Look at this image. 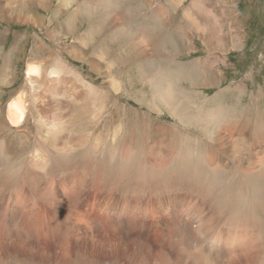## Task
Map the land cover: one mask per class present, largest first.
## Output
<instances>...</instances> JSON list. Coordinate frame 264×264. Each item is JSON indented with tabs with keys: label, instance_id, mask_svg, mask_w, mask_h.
<instances>
[{
	"label": "rangeland",
	"instance_id": "1",
	"mask_svg": "<svg viewBox=\"0 0 264 264\" xmlns=\"http://www.w3.org/2000/svg\"><path fill=\"white\" fill-rule=\"evenodd\" d=\"M81 1L86 5L71 3L67 12L53 19L59 7L58 0H50L51 5L47 10L39 5L38 0H0V71L3 72H0V77L7 70L13 80L10 85L0 83V109L5 108L6 111L9 101L21 93H25L24 101L30 107L25 121L19 127L9 125L5 129L9 132H0V143L5 141L8 144L7 155L4 148L0 149V173L7 166L12 170L10 175L14 176L0 180V263L202 264L203 254L195 255L197 259L190 256L196 243H199L193 232V224L197 221L188 214V209L198 204L197 193L194 191L191 194L186 190V184L193 185L192 181H186V187H177L172 184V180L157 182L149 180V175L145 178L130 174L132 183L126 185V194L120 195L114 190L121 193L122 184L114 183L111 187L104 185L105 179H110L105 176L109 171L104 169L103 161H107L109 167L121 159L147 163L156 158L154 154L160 158L166 155V161H171L178 154L177 149L182 142L174 143L173 132L178 130L181 134L185 126L180 117L175 118L162 103L152 101L150 87L153 81L139 75L140 61L134 53L135 47L132 45L131 48L130 44L125 45L116 39L112 41L110 27L102 26L104 21L99 15L92 18L85 15L89 5L97 3L100 6L102 0ZM22 2L26 6V13L33 16V22L16 23L14 19H9L12 16L8 12H4V4L16 8ZM170 2L119 0L116 13L113 12L119 22L117 25L123 22L126 25L124 37L130 30V36L137 46L142 42V47L153 55L156 62H160L156 66L162 65L163 70L168 67L176 69L180 80L177 78V83L185 91L182 93L185 99L177 100L180 103L185 101L183 105L186 108L189 105V112L194 113L198 108L216 109L220 105L231 110L230 117L234 124L245 119L252 121L254 118L258 121L254 126L253 122L248 124L250 128L244 129L245 132L257 133L264 129V0H182L183 6L176 10L170 7ZM192 3L196 4L194 15L197 17L206 11L207 20L216 31L222 32L218 35L219 40L227 38L229 42L237 32L228 27L218 29L216 24L220 17L226 15V9L232 6L234 14L229 15V19L240 26L239 31L244 39L243 50L224 53L213 47L214 50L210 52L207 44L198 38L195 30L184 19V9ZM70 22L77 26L72 35L65 30ZM93 28L100 32L93 41H88L83 35ZM168 37L175 38L177 43L174 39L168 42ZM80 38L84 39L83 46ZM73 51L79 55H73ZM7 57H10L8 66ZM31 65L42 66L38 67L41 69L40 77L33 78L32 74L30 77L32 81H39L35 83L37 86L29 83L30 79L27 78L26 73ZM55 65L63 66L65 71L60 76H49L48 72ZM181 68L184 71L190 68L197 73L193 78L196 79L194 83L183 76L180 78ZM207 69L215 72L216 77L211 78L222 80L219 85L208 83ZM216 69L220 72L216 73ZM201 77L208 84L201 82ZM238 84L245 86V94L238 95L233 90ZM150 107H156L161 113ZM6 119H11L7 111L3 121L7 122ZM49 122H53L52 128ZM60 123L65 124L61 126ZM157 126H164V133H155ZM53 128L57 129L53 137L55 144H52L49 133ZM185 129L189 131L184 134L192 139L190 142L211 138L196 123ZM23 134L30 140L20 146L14 138ZM226 135L227 139L220 138V150L237 159L240 171L247 170L250 168L248 155L242 158L236 153L228 141L231 138L229 132ZM46 139H49L47 145ZM214 139L211 138L212 141ZM159 142L165 143L163 147L160 145L165 152H150L152 145ZM94 144L98 146L95 151L92 150ZM55 153L70 154L74 159L61 170ZM110 153L115 155L111 161L108 160ZM225 159L228 160V157L222 158L223 161ZM161 160L165 161L163 158ZM223 167L226 172V165ZM28 169L36 171L41 181L37 183V175L29 177ZM126 169L123 168V172ZM229 176L223 174L225 180ZM141 183L146 185L138 186ZM161 183H166V186L171 184L170 191L161 188ZM221 183L225 186L224 180ZM176 188L180 189L177 193L182 202L175 204L170 199L176 194ZM108 205L113 208L110 206L111 211L104 213ZM241 222L243 231L248 230L245 234L242 231L243 234H239L241 237L237 235V241L259 247L258 241L253 239L254 229L250 230V226ZM221 232L224 236L223 230ZM229 237L224 236V253L247 250H241L240 246L230 249L229 244L235 238ZM199 244L212 251L201 242ZM212 252L222 254L218 248Z\"/></svg>",
	"mask_w": 264,
	"mask_h": 264
},
{
	"label": "bare ground",
	"instance_id": "2",
	"mask_svg": "<svg viewBox=\"0 0 264 264\" xmlns=\"http://www.w3.org/2000/svg\"><path fill=\"white\" fill-rule=\"evenodd\" d=\"M35 1H37V0H35ZM58 1H59V3H58L59 7H58V10L56 11L55 17L54 16H53L54 18L52 17L53 19H57L58 18L57 16L61 15L64 12H67V9H69L68 6H70L71 3L72 4L76 3L77 5H79L81 3L82 6L86 5L81 0H58ZM118 1L119 0H102V2H101L102 5H100V6H99V4L97 5V3H95L94 6L89 5V7H87V9L85 10V15H87V17H89V18H92L95 15H99L100 18H102L104 21L102 26H106L108 28L110 27V30L112 33L110 38H112V41L116 39L120 42L122 41L125 45L130 44L131 48H132V45L135 47L133 49L134 53L137 54L136 55L137 59H138V61H140L138 64V69H139V73H140L139 75L143 76L145 78V80L153 81L152 87H150L152 89V98H153L152 101L162 103L167 108V110L168 109L170 110V111L169 110L168 111L171 114H173L175 118H176V116H179L182 124L185 127H184V129H182V132L183 131L184 132L181 134L178 130H175L173 132L172 138L174 139V143H177L178 141H182V142H181L180 148L177 149L178 154L176 153L175 157L173 156L171 161H169V162H168V160L166 161L167 156L164 153L163 154L166 157L162 156L160 158L156 154H154V157H156V158H154L153 161L147 162V163L135 162V160H134V162H128L124 159H121V160H118L117 162L112 163L111 166L109 167L107 165L108 162L103 161L104 169L106 171H109V172H107V175L105 173L104 174H105V176H107V178L110 179V181H107L105 179L104 185H106L107 187L108 186L111 187L112 185H114V183L122 184L121 185V187H122L121 193L117 192V190H114L116 193H118L120 195V194H126V191L128 189V187L126 185L132 183V179H131L130 174H132L133 176H136V177H145L146 175H149V177H150V179L148 178L149 180L157 181V182H168L169 180H172V184L174 186H177V187L178 186L184 187L185 186L184 184L186 183V181H192L194 186L193 185L189 186L188 184H186L187 189L186 188L185 189L187 191H190L189 193H191V194L196 192L197 193L196 195L198 196V204L195 206H192L188 209V214L190 216L194 217V219L197 221V223L195 222L193 224V225H195L193 232L197 236L199 243L201 242L207 248L212 249V251L215 250L216 248H218L219 251H222V254H218L217 252H212V251L206 250L199 243H196L195 249L193 252H192L193 248H191L192 253L190 256L196 258L197 256H195V255H198V253L203 254V257H202L203 262L200 261V262H202V264H264V129H261L257 133L245 132L244 129L250 128V127H248V124L251 125V122H253L252 126H254V125L258 124V121L255 120L254 118L253 119L251 118L252 121L250 119H247V120L245 119V120H242V121L234 124L233 120L230 117L231 110L228 108L222 107L220 105L216 109H199L198 108V109H195L196 112H194V113L189 112L187 110V109H189L188 108L189 105L186 108V106L183 105L185 103V101H181L182 103H180L177 100V98H183L182 93H184L185 91L183 92L180 88V85H178V83H177L179 78L177 77L176 69L168 67V68H166V70H163L161 68L162 65L161 66L159 65L160 67L156 66L160 62L159 63L156 62L155 61L156 59L153 58V55L149 54L150 52H148V50L145 47H142L143 45L141 44L142 43L141 41H140L141 43L139 42L140 44H138V46H137V43L135 42L134 38L132 36H130L131 35L130 30H127V37H124L123 34L125 33L126 25L124 24V22H123V24L117 25L119 22H118V19L116 18V15L114 14V12L116 13ZM38 3L41 7L46 9V8H48V6L50 4V0H38ZM182 3H184V2H182V0H171L170 7L173 8V10L174 9L175 10L180 9L183 6ZM19 5H20L19 7L14 8L10 4H8V5L4 4V6H3V9L5 10L4 12L5 13L8 12L9 16H12V17H9V19L10 20L14 19V21L16 23L17 22L18 23L23 22V24H24V22H27V23L33 22L34 18L32 19L31 17H33V16H31L28 13L30 15L29 16L26 13V10H25L26 6H24V3L22 2ZM195 9H196L195 3H192L189 8H185L184 12H183L184 19L187 21V23H189L191 25V28L195 30L198 38L201 39L205 44H207L208 50L210 52L212 50H214V48L218 52H224V53H229L230 50H235V51L243 50L244 39H243L242 32L239 31L240 26L238 25V23L236 21L229 19V17H230L229 15L232 16L234 14L232 6H229L226 9V15H223L222 17H220L219 18L220 21L217 22V24L215 23L218 29H221L223 27H228L229 30H232L234 28L233 32H237V34H235L233 36V39L231 41L232 44H231V42H229L227 40V38H225V36H224L225 39L219 40L218 35H219V33L222 34V32L220 30L216 31V29H214V27H213V24H211V22L209 20H207V16H205L206 11H205V13H202V15L200 14L199 16L196 17L193 13V11ZM79 11L80 10H78L77 12H79ZM130 11L133 12V10H130ZM221 12H223V11H221ZM224 12H225V10H224ZM25 13H26V15H25ZM75 16H76V14L73 17H75ZM124 16H126V15H124ZM126 17H128V16H126ZM233 18H235V16ZM74 19L76 20L77 18H74ZM79 19H82V17ZM39 21H41V20H39ZM158 23H159V21H158ZM231 23L233 25L228 26ZM67 24L68 25L65 29V30H67V33L69 35L74 34L72 32H76L77 29H75V27H77V26L75 24L72 25V22L67 23ZM138 26H140V25H138ZM101 29H102V27H101ZM99 32H100L99 30H96L93 28L91 31L84 34L83 37L84 38L86 37V39L88 41L89 40L93 41L95 35L99 34ZM146 32L148 34V31H146ZM117 36L119 38H117ZM221 36H223V35H221ZM80 39H82V38H80ZM173 39L175 40V43H177V40L175 38H172V37H170V38L168 37L167 41L172 42ZM83 40L84 39L81 40V43L84 42ZM193 42H194V39H193ZM178 45H180V44H178ZM82 46H83V43H82ZM227 46L229 48L225 49V47H227ZM178 48H179V46H178ZM15 50H17V49H15ZM155 51H156V49H155ZM72 54L73 55H79L77 52L75 53L74 51L72 52ZM32 57H33V55H32ZM9 58L10 57H7V59H6V65L7 66L9 65V60H10ZM36 58H37V56H36ZM215 59H217V58H215ZM114 66H115V64H114ZM38 67L41 68L42 66H40V65L29 66L28 70H27L28 73H26L27 78L30 79L31 74L33 75V78L40 77L41 69L40 68L38 69ZM163 68H164V66H163ZM177 68H179V67H177ZM182 68H181V70H182ZM190 68L185 69V71L182 70V72L179 71L180 78H182L181 76H183V78L185 77V78L189 79L192 83H194V81L196 79H193V78H195L194 75L197 73L194 70H190ZM9 69H10V66H9ZM210 70L211 69H207V80L209 78L208 83L219 85L222 80H220V79L216 80L215 79V77H216L215 72L210 71ZM64 71L65 70H64L63 66L55 65L50 69L48 74H49V76L56 77V76H60L61 73L63 74ZM215 71H216V73H217V71L220 72L217 69ZM1 73H3V72H1ZM201 75L204 76L203 73H201ZM211 76H215L214 79L211 78ZM217 77H219V76L217 75ZM177 78H178V80H177ZM32 80L33 79H30V81L28 80L29 83L36 85L35 83L37 82V80L36 81H35V79H34V81H32ZM204 80L206 81L205 78L202 79V77H201L200 81L205 83ZM1 82L4 84L10 85L13 82L12 74H8L7 70H6L5 73L0 77V83ZM145 83H147V82H145ZM208 83H205V84H208ZM211 86H214V85H211ZM32 89H34V88H32ZM225 90H226V88H225ZM233 90L236 91V93L238 95H242V94L246 93V89H245V86L243 84H238L237 86L234 87ZM234 91H233V93H234ZM229 92H230V90H229ZM24 97H25V93H21V94H18V97L12 98V100L9 101L8 105L6 106V111L9 113V116L11 117V119H6L7 122L3 121V115H4V113H6L5 108L3 110L0 109V132H3L6 128L9 127V125L19 127L23 123V121H25L27 111L29 110L30 107L29 108L27 107L26 102H25L26 100L24 101ZM183 99H185V97ZM213 101H215V100H213ZM28 102H27V104H28ZM3 105H4V103H3ZM196 106H198V105H196ZM150 108H152L153 111L154 110L157 111L155 109L156 107L155 108L150 107ZM194 108H195V106L193 107V109ZM52 112L53 111H51V113ZM157 112L161 113L160 110H158ZM39 119H40V117H39ZM39 123H40V121H39ZM49 123H51V122H49ZM195 123L198 124L203 129H205L211 138L215 137L216 140L214 139L212 141L211 138H209V139H205L209 142H204L205 140L199 141V142L196 141V143L190 142L192 139H189L186 136V134H184L186 131H188L185 128L190 127L191 124H195ZM64 124L65 123H60L61 126ZM76 124L79 125L78 123H76ZM50 126H51V128L53 127V122L51 123ZM48 129H49V127H48ZM165 129H164V126H159V127L157 126L154 130H155V133L162 134V133H164ZM56 130L57 129L53 128V130L51 132H49L50 135L52 136L51 137L52 138V140H51L52 144H55V140L53 137H55V131ZM5 131L9 132L10 130H5ZM227 132H229V135L231 137L228 141H229V143H231L234 151L236 153L240 154V156L242 158H244L246 155H248V161L247 162H249L250 168H248L245 171L243 170V172L240 171L239 167L237 166V159L234 158L231 154L229 156L223 150H220L221 147L219 148V146H218V145H222V142L219 143L221 137L223 139H225V138L227 139V137H228V135H226ZM184 136H186L185 139L183 138ZM12 138H14V137H12ZM29 140L30 139H29V137L26 136V134L17 135V137L14 138V141H18L19 143L17 142V144L20 146H22V144H24V143L29 142ZM31 141H32V139H31ZM168 141H169V139H168ZM48 142H49V139H46L45 140L46 145L48 144ZM10 143H11V141L9 142V144ZM52 144H51V147H52ZM169 144H171V143H169ZM160 145L161 146L165 145V143L162 142V144H161V142H159V144L152 145L150 152L151 151H153V152L158 151V153H159V151H161V152L164 151L162 149L163 146L161 147ZM171 145H173V144H171ZM171 145L169 147H171ZM92 147H93L92 148L93 151H95V149L98 148V146H96V144H94ZM2 148H4L6 150V155H7V152H8L7 142L4 141V142L0 143V149H2ZM98 150H100V149H98ZM52 152H53V150H52ZM170 152H172V151H170ZM243 152H247V153L243 154ZM51 154H53V153H51ZM126 154H128V153H126ZM55 155H56L55 159L57 160V164L61 170L64 168L65 164L71 162L74 159L73 156H71L70 154L66 155V153H64V154L63 153H55ZM109 155H110V157L109 158L107 157V158H108V160L111 161L115 155L113 156L112 153H110ZM169 155H171V154H168V156ZM224 156L228 157V160L225 159L223 161L222 158ZM129 158H130V156H129ZM162 158L165 161H162L161 160ZM150 159H152V158H150ZM164 162H166V163H164ZM223 165H226V167H225L226 172H224ZM233 165H235L236 167L234 168ZM123 168H127L124 172L129 173V174H123L124 173ZM66 170H67V168H66ZM11 171L7 166H5L4 169L0 173V180L10 179L11 177H8V176H13V175H10V173H12ZM43 171H45V169ZM223 174L230 175L229 179L225 180V178L223 177ZM36 175L38 176V181H37V183H38L39 181H41V177H39V174L36 171L28 169V176L29 177H34ZM238 175H240V176H238ZM145 178H147V176ZM221 180L225 181V186L222 185ZM145 185H146V183H141L138 186H145ZM156 185H158V184H156ZM132 186H134V185H132ZM132 186H130V187H132ZM159 186L161 188L164 187V189L168 188L170 191L172 185L170 184V186L169 185L166 186V183L165 184L161 183V184H159ZM144 188L147 189V187H144ZM230 189H231V191H230ZM175 190H176V194L174 195L172 200L170 199V201L172 203H175V204H176V202L181 203L182 202L181 196L180 195L178 196V193H177V191L180 189L176 188ZM228 192H229V194L227 195ZM134 195H138V194L135 193ZM171 195H173V194H171ZM234 195H235V198H234ZM114 199H115V197H114ZM110 206L111 205H108L105 208V210H103L104 213L111 211ZM168 206H171V204L168 203ZM124 210H126V209H124ZM107 214H111V213H107ZM117 215H121V213L120 214L117 213ZM184 217L187 218L185 213H184ZM241 221H243L248 226H250V230L254 229L253 239L255 241H258L259 247L258 246L257 247L248 246V244L246 242L239 243L237 241L236 236L239 235L240 233H242V231H243V229L241 227V224H242ZM240 222H241V224H240ZM226 227H228V228H226ZM221 230H223V233L225 235H228V237L230 236V237L235 238L234 240L232 239L233 242L231 244L228 243L230 246V249H232L233 247L237 248L240 246L241 250H244V249H247V250L233 252V253L231 252L230 254L224 253L225 249L223 248V246L225 245V239H224L225 235L223 236ZM226 231H228V232H226ZM246 231H243V233L245 234ZM201 233L206 237V239L208 238L209 240L207 241L204 237H202ZM247 235H249V233ZM247 235H245V236L247 237ZM239 236L241 237V235H239ZM193 242L195 244V241H193ZM255 248H256V250H255ZM232 254H234V255H232ZM0 264H3V263H0Z\"/></svg>",
	"mask_w": 264,
	"mask_h": 264
}]
</instances>
